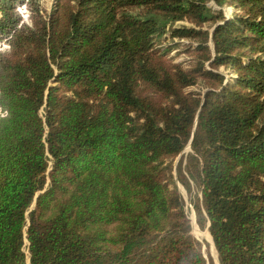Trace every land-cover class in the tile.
Listing matches in <instances>:
<instances>
[{"label": "trees", "instance_id": "trees-1", "mask_svg": "<svg viewBox=\"0 0 264 264\" xmlns=\"http://www.w3.org/2000/svg\"><path fill=\"white\" fill-rule=\"evenodd\" d=\"M0 41V264H213L178 184L264 264V0H0Z\"/></svg>", "mask_w": 264, "mask_h": 264}, {"label": "rangeland", "instance_id": "rangeland-1", "mask_svg": "<svg viewBox=\"0 0 264 264\" xmlns=\"http://www.w3.org/2000/svg\"><path fill=\"white\" fill-rule=\"evenodd\" d=\"M53 1L54 0H41V4H42V6L45 8V9H47L48 11L50 10V8H51V6H52V3H53ZM211 5H213L215 8H218L217 6H215L214 5V3H212L211 2ZM17 9H18V11L21 13V15L26 19L27 18V11H26V9H25V5H19L18 7H17ZM223 9V11H224V13L227 15V16H230L231 15V12H232V8L231 7H223L222 8ZM176 24L178 25V24H187V22H185V21H178V22H176ZM168 38V35H165V36H163V37H161L160 38V41L161 42H164V38ZM181 42H184V43H186V41H182L181 40ZM165 44H167L168 43V40L167 41H165L164 42ZM2 47V46H1ZM180 51V52H179ZM177 54V55H176ZM169 56H175V60L176 61H183L184 63H187V61H188V59H189V55L187 54V53H185V52H183V48H182V46H179V47H176V48H174L173 50H171L170 51V53H169ZM220 71H222L223 73H225V74H228V72H229V70H227V69H224V67H220ZM230 75H232V72H230L229 74H228V77L230 76ZM190 89H193V88H190ZM188 149L189 148H186L185 150H184V152H187L188 151ZM178 158L179 157H177L176 158V160H178ZM178 187H179V190H180V192H181V194H182V196H183V198H184V200H185V203H186V210H187V212H188V214H189V217H190V219L193 217V219H194V221H195V217H194V211H193V208H192V205H191V203H190V201H189V197H188V195H187V193H186V191H185V189L180 185V184H178ZM192 220V219H191ZM194 229L197 231V233L200 235V236H207L206 235V229L205 230H201V229H199V228H197V225L195 224V223H193V230H192V234H194L195 233V231H194ZM194 232V233H193ZM208 232V231H207ZM195 235H197L196 233H195ZM198 236V235H197ZM198 238L200 239L201 237H199L198 236ZM211 238V237H210ZM203 239V238H202ZM207 240H205V242H206ZM206 245H207V250H208V254H209V256L212 258V260H213V264H218L217 263V261L215 260V258L213 257V255H212V250H211V245H210V242L209 241H207L206 242ZM206 245H204V248L206 247ZM216 255H217V253H216ZM217 258V257H216Z\"/></svg>", "mask_w": 264, "mask_h": 264}, {"label": "water", "instance_id": "water-1", "mask_svg": "<svg viewBox=\"0 0 264 264\" xmlns=\"http://www.w3.org/2000/svg\"><path fill=\"white\" fill-rule=\"evenodd\" d=\"M189 147V145L187 146V148ZM192 219V230H193V223H195L193 217L191 218ZM198 228V227H197ZM194 233V232H193ZM196 238H198L197 235H195V233L193 234ZM211 236V235H210ZM199 239V238H198ZM211 240H212V237H211ZM207 242V241H206ZM212 243H213V240H212ZM213 247L215 249V246H214V243H213ZM216 251V250H215ZM217 262H218V258H217ZM219 263V262H218Z\"/></svg>", "mask_w": 264, "mask_h": 264}, {"label": "built area", "instance_id": "built-area-1", "mask_svg": "<svg viewBox=\"0 0 264 264\" xmlns=\"http://www.w3.org/2000/svg\"><path fill=\"white\" fill-rule=\"evenodd\" d=\"M7 47H8V45H7L6 41H0V49H4V48H7Z\"/></svg>", "mask_w": 264, "mask_h": 264}, {"label": "bare ground", "instance_id": "bare-ground-1", "mask_svg": "<svg viewBox=\"0 0 264 264\" xmlns=\"http://www.w3.org/2000/svg\"><path fill=\"white\" fill-rule=\"evenodd\" d=\"M206 237H207V239L210 241V238H209V236L207 235ZM211 241H212V240H211ZM210 243H211V242H210ZM212 244H213V243H212ZM212 244H211V245H212ZM216 261H217V260H216ZM217 263H218V262H217Z\"/></svg>", "mask_w": 264, "mask_h": 264}]
</instances>
